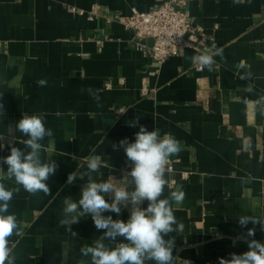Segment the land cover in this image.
<instances>
[{
    "label": "crops",
    "instance_id": "obj_1",
    "mask_svg": "<svg viewBox=\"0 0 264 264\" xmlns=\"http://www.w3.org/2000/svg\"><path fill=\"white\" fill-rule=\"evenodd\" d=\"M159 1L0 0V157L10 154V146L24 148L28 137L15 130L22 113H46L53 136L40 141L41 159L47 161L50 149L58 165L48 195L27 192L0 164V182L14 190L9 213L22 229L11 237L15 264L90 260L79 249L103 230L90 216L72 225L76 237L60 226L64 198L78 200L87 180L69 184L67 177L86 157L98 155L102 167L93 179L121 186L118 173L129 161L119 142H134L141 125L161 136L170 133L181 145L169 158L173 170L165 172L161 197L170 199L178 187L184 193L182 202L170 199L184 225L165 237L174 238L172 264H219L221 257L241 254L248 250V228L255 236L247 239L264 243V226L238 223L240 216L264 222V103L257 104L264 97V0H186L192 22L205 34V48L181 47L148 75L151 40L137 48L117 17L132 7L149 11ZM217 50L222 55H214L212 71L194 69L193 56ZM40 79L47 86H38ZM105 215L127 221L130 210L121 206L119 215Z\"/></svg>",
    "mask_w": 264,
    "mask_h": 264
},
{
    "label": "clouds",
    "instance_id": "obj_2",
    "mask_svg": "<svg viewBox=\"0 0 264 264\" xmlns=\"http://www.w3.org/2000/svg\"><path fill=\"white\" fill-rule=\"evenodd\" d=\"M241 3L242 0H233ZM214 55H222L220 50L214 53L201 52L192 57V61L200 68L213 70L216 63ZM38 86H47L46 79L37 81ZM251 91V89H249ZM264 103V97L257 104ZM0 108L3 105L0 104ZM60 115V113H57ZM46 113H22L15 124V130L28 137L23 141L24 148L10 146V154L0 157V164L7 165V170L0 166V173H5L9 179H14L31 194L43 192L50 195L49 179L54 175L58 165L50 159V149L47 161L41 159V151L45 146L40 143L45 137L51 138L53 132L45 127ZM131 126H135L132 124ZM132 167L123 174L124 183L117 186L111 180L97 182L93 179V173H98L102 167L101 157L89 155L83 163H78L77 170L67 177V183H73L77 178L87 180L81 186V195L78 200L65 197L63 200V217L59 220L60 226L65 231L76 237L72 225L80 222L82 217H91L97 230H103V234L92 242L85 244L80 249V255L84 258L78 264H146V261H154L155 264H172L174 238L165 239L169 233L183 231L184 225L178 223L174 216L170 199L177 203L184 199L183 191L178 187L170 193V199H161L164 187L166 165L169 158L181 151L180 142L170 133L163 136L155 128L148 131L141 125L135 133L134 142L126 139L119 142ZM0 147H3L0 144ZM116 147V145H113ZM25 149H28L25 151ZM95 152V149H92ZM86 165V168H85ZM84 169L80 171V169ZM132 190H129V187ZM18 191V189H16ZM14 190L5 187L0 182V264H15L13 249L15 243L11 241L14 235H22L21 224L14 213H9V202L12 200ZM111 196V202L105 195ZM147 201V207H143ZM121 206L129 208L130 215L127 221L113 219L112 215L105 213H121ZM249 222L261 224L264 222L249 216L238 217L241 227H246ZM175 225V227H174ZM255 229L248 228L246 243L248 250L241 253H231L230 259L219 258V264H264V243L252 238ZM123 240L117 242V238ZM114 242L109 246L105 241ZM65 259L68 250L63 253ZM190 264V262H188Z\"/></svg>",
    "mask_w": 264,
    "mask_h": 264
},
{
    "label": "built area",
    "instance_id": "obj_3",
    "mask_svg": "<svg viewBox=\"0 0 264 264\" xmlns=\"http://www.w3.org/2000/svg\"><path fill=\"white\" fill-rule=\"evenodd\" d=\"M186 0H160L158 5L149 11H140L135 7L130 9L127 15L117 17V20L124 28L132 31V39L137 48L143 47V41L151 40V65L148 75L156 74L167 58L179 53L181 47H189L200 50L205 48V34L201 27L194 24L190 18L189 11L185 8ZM82 13V11H80ZM196 71H200L194 65ZM111 83L106 82L105 87H110ZM149 92L146 78L142 79L141 94ZM122 112L123 108H119ZM131 162H127L125 167L120 169L119 178H123L126 171H130ZM167 170H173L172 161L169 159ZM187 171L181 172V177H186ZM175 180H171L173 184ZM109 202L111 196L108 195Z\"/></svg>",
    "mask_w": 264,
    "mask_h": 264
}]
</instances>
